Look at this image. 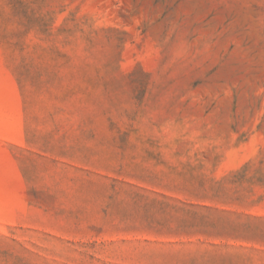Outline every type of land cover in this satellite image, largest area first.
Listing matches in <instances>:
<instances>
[{
	"label": "rangeland",
	"instance_id": "rangeland-1",
	"mask_svg": "<svg viewBox=\"0 0 264 264\" xmlns=\"http://www.w3.org/2000/svg\"><path fill=\"white\" fill-rule=\"evenodd\" d=\"M0 264H264V0H0Z\"/></svg>",
	"mask_w": 264,
	"mask_h": 264
}]
</instances>
